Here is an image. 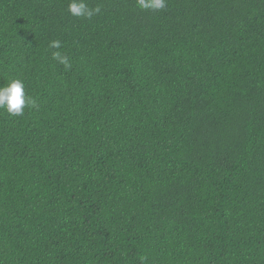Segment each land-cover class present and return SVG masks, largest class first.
I'll return each mask as SVG.
<instances>
[{
  "label": "trees",
  "instance_id": "trees-1",
  "mask_svg": "<svg viewBox=\"0 0 264 264\" xmlns=\"http://www.w3.org/2000/svg\"><path fill=\"white\" fill-rule=\"evenodd\" d=\"M69 2L0 0V264H264V0Z\"/></svg>",
  "mask_w": 264,
  "mask_h": 264
},
{
  "label": "clouds",
  "instance_id": "clouds-1",
  "mask_svg": "<svg viewBox=\"0 0 264 264\" xmlns=\"http://www.w3.org/2000/svg\"><path fill=\"white\" fill-rule=\"evenodd\" d=\"M167 0H136V5L140 9L160 10L166 7ZM68 10L75 17H83L91 19L100 13L99 5L90 7L87 0H70ZM62 42L60 40H52L50 47L60 49ZM53 59L62 64L66 70L71 69L72 64L67 55H63L60 51L52 53ZM37 101L30 95L26 94L25 83L22 78L14 77L9 80L6 85H0V109L5 110L11 116H21L24 114L26 107L35 108ZM144 257H141V261Z\"/></svg>",
  "mask_w": 264,
  "mask_h": 264
}]
</instances>
